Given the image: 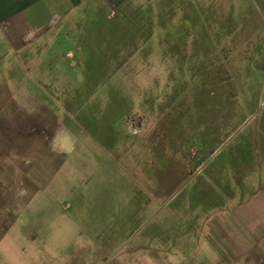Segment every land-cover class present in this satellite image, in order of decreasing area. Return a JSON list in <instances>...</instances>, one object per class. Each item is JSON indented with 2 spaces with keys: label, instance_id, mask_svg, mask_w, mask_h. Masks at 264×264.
<instances>
[{
  "label": "rangeland",
  "instance_id": "rangeland-1",
  "mask_svg": "<svg viewBox=\"0 0 264 264\" xmlns=\"http://www.w3.org/2000/svg\"><path fill=\"white\" fill-rule=\"evenodd\" d=\"M141 2L125 15L107 6L101 12L89 0L78 11L85 22L77 41L64 30L20 51L2 41L5 77L79 104L99 142H122V157L114 156L136 170L133 180L147 170L149 191L157 187L154 170L162 171L161 209L111 256L96 252L95 240L67 215L53 218V240L86 248L76 256L69 249L68 258L83 255L89 264H150L151 254L130 249L162 219L170 233L181 216L177 201L211 213L264 187V0ZM12 257L2 256L1 264L21 263Z\"/></svg>",
  "mask_w": 264,
  "mask_h": 264
},
{
  "label": "crops",
  "instance_id": "crops-1",
  "mask_svg": "<svg viewBox=\"0 0 264 264\" xmlns=\"http://www.w3.org/2000/svg\"><path fill=\"white\" fill-rule=\"evenodd\" d=\"M88 2L0 0V67L3 40L20 51L30 49L33 42L50 41L57 36L53 31L64 30L77 41L85 22V14L79 16L78 11ZM91 2L101 12L107 6L132 15V6L138 10L144 1ZM89 8L85 10L90 17ZM82 111L76 102L53 98L35 82L14 83L0 68V261L10 253L20 264H89L92 260L83 255L68 258L69 249L76 256L86 248L72 249L67 242L53 240L54 217L67 215L66 222L91 235L96 252L107 256L120 250L131 232L146 227L161 209L167 189L162 171L154 170L157 187L151 191L147 170H139L140 176L133 180L136 170L130 166L125 170L114 156L120 154L116 150L122 142H99ZM183 203L176 202L181 216L171 223L170 233L162 227V219L130 251L151 254L152 260L168 264H264V187L236 206L227 203L211 213ZM120 219L125 225L120 226ZM197 255L201 257L196 260Z\"/></svg>",
  "mask_w": 264,
  "mask_h": 264
},
{
  "label": "built area",
  "instance_id": "built-area-1",
  "mask_svg": "<svg viewBox=\"0 0 264 264\" xmlns=\"http://www.w3.org/2000/svg\"><path fill=\"white\" fill-rule=\"evenodd\" d=\"M68 58H72V54L71 53H68Z\"/></svg>",
  "mask_w": 264,
  "mask_h": 264
}]
</instances>
